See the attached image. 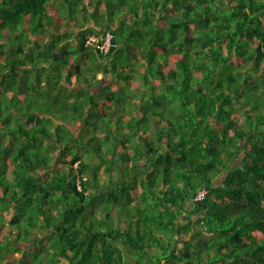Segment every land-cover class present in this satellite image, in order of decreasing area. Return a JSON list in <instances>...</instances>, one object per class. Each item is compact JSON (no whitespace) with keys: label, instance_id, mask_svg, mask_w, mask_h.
<instances>
[{"label":"trees","instance_id":"trees-1","mask_svg":"<svg viewBox=\"0 0 264 264\" xmlns=\"http://www.w3.org/2000/svg\"><path fill=\"white\" fill-rule=\"evenodd\" d=\"M0 264H264V0H0Z\"/></svg>","mask_w":264,"mask_h":264},{"label":"built area","instance_id":"built-area-1","mask_svg":"<svg viewBox=\"0 0 264 264\" xmlns=\"http://www.w3.org/2000/svg\"><path fill=\"white\" fill-rule=\"evenodd\" d=\"M111 40H112V34L110 32H106L103 38H97L95 36H91L86 43L97 45L100 52L107 53L111 46ZM201 198H202V192H200L196 196V199H201Z\"/></svg>","mask_w":264,"mask_h":264},{"label":"rangeland","instance_id":"rangeland-1","mask_svg":"<svg viewBox=\"0 0 264 264\" xmlns=\"http://www.w3.org/2000/svg\"><path fill=\"white\" fill-rule=\"evenodd\" d=\"M101 77V74H99L98 75V78H100ZM31 88V87H30ZM112 88L113 89H115L116 88V85H113L112 86ZM141 90H142V88H140ZM31 89H29V91H30ZM28 91V92H29ZM33 99V98H32ZM42 102V101H41ZM39 100H37L36 102H34L33 103V105L34 106H48V105H45V103H41ZM120 116H116L115 117V119L114 120H112V119H108L107 117H103L102 118V120L104 121V123H106L107 125H105V126H108V127H112L113 128V130H116V126H121V120H120V118H119ZM73 128V127H72ZM73 130H75V129H73ZM54 148V147H53ZM52 148V149H53ZM57 147H55L52 151L54 152V153H57V149H56ZM47 150H50V147H47ZM46 151V150H45ZM239 158H240V155L238 156ZM238 158V159H239ZM237 159V160H238ZM233 165V164H232ZM60 166V165H59ZM59 166H57V168L59 167ZM104 178V177H103ZM106 181H108V179H107V177H105L103 180H102V182H101V185L102 184H107V183H105ZM16 256V255H15ZM30 259H31V257H30Z\"/></svg>","mask_w":264,"mask_h":264},{"label":"clouds","instance_id":"clouds-1","mask_svg":"<svg viewBox=\"0 0 264 264\" xmlns=\"http://www.w3.org/2000/svg\"><path fill=\"white\" fill-rule=\"evenodd\" d=\"M91 36H95V35H91ZM91 36H89L88 37V39L91 37ZM95 37H97V38H103L104 36H95ZM87 39V40H88ZM87 40H86V42H87ZM101 40V39H100ZM88 44V43H87ZM111 46H112V40H111ZM110 46V47H111ZM109 51V50H108ZM103 53V52H102ZM200 192H202V196H203V193H204V189H202ZM200 192H198L196 195H195V199H196V196L200 193Z\"/></svg>","mask_w":264,"mask_h":264}]
</instances>
